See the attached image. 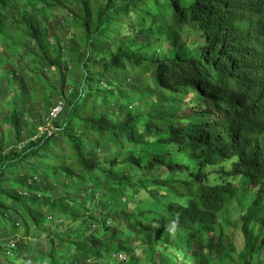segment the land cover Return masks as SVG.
<instances>
[{"label": "trees", "instance_id": "16d2710c", "mask_svg": "<svg viewBox=\"0 0 264 264\" xmlns=\"http://www.w3.org/2000/svg\"><path fill=\"white\" fill-rule=\"evenodd\" d=\"M148 1L70 0L74 33L61 48L50 44L34 14L8 12L11 0H0V42L6 49L11 45L8 36L22 27L35 45L38 62L46 68L61 70L65 63L84 76L88 65L96 64L100 76L112 83L126 68L144 63L143 71L154 85L152 89L130 87L132 94L139 91L137 103L143 106L139 113L126 103H117L107 112L90 95L79 100V94L71 91L67 101L60 97L63 112L52 122L56 133L43 132L19 150H5L0 135V187L13 166L24 168L21 163L27 162L33 169H43L44 175L59 170L71 180L87 178L91 192L99 190L108 196L98 210L86 206L85 194L71 205L64 198L42 201L37 189L45 185L43 179L18 175V190L0 188V219L14 215L18 220L21 207L30 222L42 225L41 210L47 207L72 214L80 225L85 218L108 221L111 231L101 242L94 243L77 226L70 227L61 237L63 252L51 250L45 256L50 264H85L91 256L96 264H114V256L106 258L109 250L105 253L100 248H107L113 235L125 236V231L113 226L125 216L116 209L122 205L116 197L128 196L127 191L135 187L147 195L155 193L149 192V184L165 188L166 196L182 202H168L164 212L138 209V214L124 218L134 219L137 235L133 240L147 244L157 260L147 264H264V0H153L156 11L148 14L153 26L135 29L127 24L126 35L112 26L125 23L122 16L140 13ZM162 40L167 41L166 48ZM12 78L7 87L21 96L6 105L0 102V108L6 107L7 123L19 135L27 120L34 125L42 118L29 103L23 80ZM29 91L43 102L42 91L35 94L32 87ZM188 95L197 104L188 114H177L175 106ZM116 115L118 121L113 118ZM150 137L171 145L183 159L175 165L163 156L134 153ZM55 148L75 158L57 156ZM153 163L158 166L151 168ZM95 172L99 176L91 182ZM120 184L125 188L111 193V187ZM232 200L241 209L254 206L261 213L247 206L234 221L227 208ZM76 204L79 212L72 209ZM231 228L244 239L239 251L230 239ZM44 231L43 226L38 228V234ZM19 237L20 243L26 240ZM90 245L97 251L91 252ZM181 248L183 259L176 257ZM0 256L1 264H23L11 263L4 253Z\"/></svg>", "mask_w": 264, "mask_h": 264}, {"label": "rangeland", "instance_id": "374dc122", "mask_svg": "<svg viewBox=\"0 0 264 264\" xmlns=\"http://www.w3.org/2000/svg\"><path fill=\"white\" fill-rule=\"evenodd\" d=\"M55 1L58 0H11V3L8 6V12L21 15L23 13L34 14L40 19L50 44L53 46L58 44L61 48H64L67 40H69L74 33V24L68 14V10L72 8V6L69 4L70 0H61V5L57 4ZM153 2V0H149L143 6L140 13H131L126 17L122 16V20L125 23L121 22L112 26L115 29H119L121 35L127 34V30L125 29L127 24L135 29L153 26L154 23L152 25L148 15L149 13L152 14L156 11ZM21 28L22 27H19V29H16L12 35L8 36V40L11 44L8 49H6L0 42V102H3V104L6 105L11 102L12 99L21 96L20 91H16L15 93V91L12 92L7 87L8 81L12 80V77L15 75L16 78H21V80H23L24 85L26 86L28 101L34 106L36 112L39 111L41 113L42 123H40L41 121H34V125H32L30 121L27 120L25 128L20 131L19 135H16L14 130L9 127L7 123L6 107L3 109L0 108L1 145L5 150H19L17 147L19 143H22L24 146L28 140L38 136L40 134L39 128L43 126V118L48 114V110L57 100H60L61 96H64L65 101H67L71 91L72 93L77 92L79 94V100L84 99V95H90V97L93 98V100H96L98 104H101V108L103 107L102 109L107 112H111L114 105L117 103L129 104V107L134 113L142 111L143 106L137 103L139 91L132 94L131 88H153L154 85L150 79L149 73L143 71L145 67L144 63L138 67L126 68L125 74L123 76H116V78L112 80V83H108L105 78L100 76L99 66L96 64L90 63L85 71L86 74L84 76H78L72 68L65 66L64 61L66 58L64 56L62 58L64 66L61 70L46 68L38 62L37 57L35 56V45L28 37L25 30H21ZM13 37H15V41L12 39ZM161 42L166 48L167 41L162 40ZM94 55L97 56V58H100V51H96ZM63 85H65V88H63ZM30 87L33 88L35 94L38 92L41 93L42 91L43 102L36 101L35 96L29 91ZM148 100L152 102L153 97L150 96ZM196 104V100L188 95L184 97L183 102L178 103L175 106V110L177 114L185 115L188 114L191 108ZM115 117L117 118L115 119ZM113 118L115 121H118L120 117L116 115ZM57 119L58 117L56 120ZM48 131L56 133L54 124H52V129L48 128ZM157 138L158 137L148 138L145 144L139 145L134 150V153L140 157L163 156L166 158L165 160H170V162L175 165L178 164L184 156H182L179 151L177 152L171 145L158 143ZM62 143L63 149L67 150L68 148L64 145V141ZM64 150L60 152L58 148H55L57 156L63 155L66 160L69 158H75L74 156H70L67 152H64ZM36 160L39 161L40 159ZM33 162L36 161L29 160L30 164ZM21 164L26 165L24 167L25 169L18 165L13 166L10 169L11 175L7 178L8 181L0 187L2 190H18V175L28 176L33 174L31 177L32 181H37L39 178H42L45 182V185H39L40 187L37 189V196H39V199L42 201L48 200V202H53L59 198H64L65 203L71 205L74 198H78V196L85 194L87 196L86 206L92 210H98V204L103 200H107L106 198L108 196H104L99 190L93 192L90 191L92 186L88 185L89 180L87 178L83 181H80L78 179L79 177L71 180L59 170H57V172L48 171V173L44 175V171H42L43 169H33L29 167L27 162H22ZM155 166H158V164L153 163L151 168H154ZM98 176L99 173L95 172L91 182H94ZM28 182H31V180L28 179ZM49 183L51 187H46ZM82 185L86 186L85 190L79 189ZM146 186H148L147 188L149 192L152 190L151 192L155 193L147 195L144 190L135 187L134 189L127 191L129 193L128 196L119 199L116 197V200L122 204L121 206L119 205L120 207L117 206L118 208L116 209L123 210L125 216L116 220L117 222L113 226L125 231V236L124 238L119 239L116 235H113L108 247L100 248V250L104 252L107 249L109 250L106 258L109 257L111 259L113 254H115L114 252L119 251L124 252L127 255L128 264H147L152 261L157 262V260L151 256L150 248L147 244L133 240L137 235L135 233L137 229L132 225L134 219L124 220V218H128V216L133 214H138V209H154L158 212H164L168 202L181 203L182 201L175 197L166 196V189L163 187H150L151 185L149 184ZM124 188V184L113 186L111 187V193L117 194ZM49 189H53V191H49ZM9 192L11 193V191ZM92 194H96L97 196L89 199ZM7 204L10 207H13L10 201H8ZM240 206L241 205H239L236 200H232L227 204L231 218L234 221H238L239 216L241 215V210L244 209L245 211V208L248 205L243 206L242 209ZM248 208H251L255 213H261L257 207L248 206ZM20 209L22 212L21 217L18 220L14 215H8L7 218L3 217L0 219V241L8 240L10 237L16 235L24 237L23 239L26 238L22 243L18 242L12 250V253L8 256L11 263H15L16 260H19L23 264H50L48 257L45 255L51 250H55L57 253L63 252L62 250L65 248V245L64 241L61 240V237L65 236L66 231L70 227L77 226L80 231L84 232L85 236H90L94 243L101 242L111 231L110 222L108 221L103 224L102 220L94 222L89 218H85L84 224L80 225L78 224L77 218L72 214H62L58 210H50L47 207L41 210L43 217L42 225L38 224L36 226L35 223L29 221V217L25 216V211H23L21 207ZM72 209L76 212L80 211L78 204L74 205ZM49 216L50 218H48ZM22 222H25L26 224L28 223V227L25 228ZM140 223L145 224L146 221L142 220ZM42 226L45 228V231L41 235L38 234V228ZM230 230V239L235 243V246L239 251L243 245L244 239L238 231H235L232 228ZM253 231H257V227H254ZM46 235L49 236L46 237ZM90 246L91 252L97 251L95 246ZM122 247L125 249L123 250ZM184 252V248H181V251L177 253L178 255H176V257L183 259L182 253ZM2 253H4V251H2ZM96 261L97 260L91 256L85 261V264H96ZM99 262H97V264H99ZM100 264H105V261Z\"/></svg>", "mask_w": 264, "mask_h": 264}, {"label": "built area", "instance_id": "2783aa9c", "mask_svg": "<svg viewBox=\"0 0 264 264\" xmlns=\"http://www.w3.org/2000/svg\"><path fill=\"white\" fill-rule=\"evenodd\" d=\"M63 106H64V101L62 98H60V100H57L55 104L48 110V114L45 116V118H43L44 124L43 126L39 128L40 129L39 135L43 133L42 131L50 134V132L48 131V128L52 129V122L59 116V114L61 113L63 109ZM17 147L21 149L23 147L22 143H19ZM19 241H20V237L18 235L10 237L8 240L0 241V253L4 251V255H6V257L8 258V256L12 253V250L14 249V247ZM113 256L115 258L114 264H126L127 255L125 253L117 252L113 254Z\"/></svg>", "mask_w": 264, "mask_h": 264}, {"label": "clouds", "instance_id": "9594fccd", "mask_svg": "<svg viewBox=\"0 0 264 264\" xmlns=\"http://www.w3.org/2000/svg\"><path fill=\"white\" fill-rule=\"evenodd\" d=\"M124 253V252H123ZM127 259H128V257H127ZM126 264H127V262H126Z\"/></svg>", "mask_w": 264, "mask_h": 264}]
</instances>
